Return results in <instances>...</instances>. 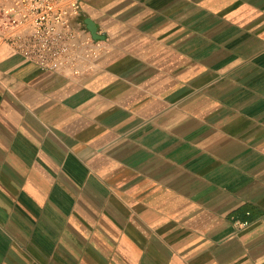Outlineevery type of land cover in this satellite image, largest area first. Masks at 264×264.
I'll use <instances>...</instances> for the list:
<instances>
[{"label":"crops","instance_id":"obj_1","mask_svg":"<svg viewBox=\"0 0 264 264\" xmlns=\"http://www.w3.org/2000/svg\"><path fill=\"white\" fill-rule=\"evenodd\" d=\"M80 18L86 74L0 41V264H264V0Z\"/></svg>","mask_w":264,"mask_h":264},{"label":"built area","instance_id":"obj_2","mask_svg":"<svg viewBox=\"0 0 264 264\" xmlns=\"http://www.w3.org/2000/svg\"><path fill=\"white\" fill-rule=\"evenodd\" d=\"M80 16L81 0H0V41L42 71L86 74L106 43Z\"/></svg>","mask_w":264,"mask_h":264},{"label":"water","instance_id":"obj_3","mask_svg":"<svg viewBox=\"0 0 264 264\" xmlns=\"http://www.w3.org/2000/svg\"><path fill=\"white\" fill-rule=\"evenodd\" d=\"M86 23H87L88 30L91 32L94 38L103 39V35L97 32V27L92 22L86 21Z\"/></svg>","mask_w":264,"mask_h":264}]
</instances>
